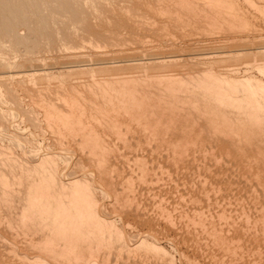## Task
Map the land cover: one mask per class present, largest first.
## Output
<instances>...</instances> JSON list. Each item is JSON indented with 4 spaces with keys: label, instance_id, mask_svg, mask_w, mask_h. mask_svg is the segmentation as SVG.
<instances>
[{
    "label": "rangeland",
    "instance_id": "rangeland-1",
    "mask_svg": "<svg viewBox=\"0 0 264 264\" xmlns=\"http://www.w3.org/2000/svg\"><path fill=\"white\" fill-rule=\"evenodd\" d=\"M42 175L99 218L70 254ZM65 263L264 264V0H0V264Z\"/></svg>",
    "mask_w": 264,
    "mask_h": 264
},
{
    "label": "bare ground",
    "instance_id": "bare-ground-1",
    "mask_svg": "<svg viewBox=\"0 0 264 264\" xmlns=\"http://www.w3.org/2000/svg\"><path fill=\"white\" fill-rule=\"evenodd\" d=\"M102 98H103V101L106 103V104H108V107L109 106H111L110 108H114V103L115 102H118L119 104H122V103H124V101H137V98L135 97V95L134 94H131V96H128L127 94H126V91H124V90H121V89H116V88H113L112 89V96H111V93H109V92H107V93H103L102 94ZM140 107L138 106V109H139ZM106 109H107V107H106ZM252 110H254V111H257L256 109H252ZM78 117H79V115H77ZM97 116V115H96ZM96 118H98V117H96ZM99 118H100V116H99ZM79 120H81V119H72V118H65V119H62V122L63 123H66V122H70L71 124L73 123L74 124V121H77L76 122V124L77 123H79V124H82L83 123V121L80 123L79 122ZM99 120V119H98ZM100 120H102V119H100ZM99 122V121H98ZM79 124H77V125H79ZM84 124V123H83ZM82 124V125H83ZM85 124H86V122H85ZM70 125V124H69ZM87 125V124H86ZM68 126V125H67ZM72 126V128H70V130L71 129H73V127H75V126H73V125H71ZM84 126V125H83ZM79 127H80V125H79ZM82 127V126H81ZM85 127V126H84ZM83 127V128H84ZM76 128V127H75ZM74 128V129H75ZM78 128V127H77ZM82 128V129H83ZM89 130V129H88ZM90 131V130H89ZM88 131V132H89ZM90 133H91V131H90ZM45 150V149H44ZM42 152V151H41ZM40 153V152H39ZM46 153V152H45ZM51 154H52V152H50ZM103 153H105L104 151H102V152H100L99 153V157L103 160ZM41 155H42V153H40ZM40 154H38V155H40ZM48 154V153H47ZM48 156V155H47ZM49 156H51V155H49ZM48 156V157H49ZM53 156V155H52ZM39 157H41V156H39ZM43 157V156H42ZM42 157H41V159H42ZM45 157V159H46V156H44ZM54 157V156H53ZM105 157V156H104ZM51 159H55V157L54 158H51ZM40 160V159H39ZM49 160V159H48ZM101 162V161H100ZM99 162V163H100ZM53 164H54V162H53ZM52 164V165H53ZM101 164V163H100ZM53 167H54V165H53ZM56 167V166H55ZM54 167V168H55ZM39 168H41V167H39ZM53 168V169H54ZM36 169V168H35ZM38 169V168H37ZM43 171H45L44 170V168L42 169ZM34 172V171H33ZM32 172V173H33ZM42 172V171H41ZM54 172H56V171H54ZM43 173V172H42ZM37 174V173H36ZM48 174V173H47ZM53 174H55V173H53ZM52 174V175H53ZM31 175V174H30ZM40 175V174H39ZM43 175L45 176V174L43 173ZM43 175H42V179H43ZM47 176V175H46ZM51 176V175H50ZM55 176V175H54ZM35 177H36V175H35ZM33 178H34V176H33ZM36 178H39V177H36ZM53 180H52V179ZM65 179V178H64ZM68 179V178H67ZM71 179V178H70ZM33 180H36L35 178L33 179ZM32 180V181H33ZM69 180V179H68ZM36 181H38L37 183H35V184H31L32 186L30 187L31 188V192L30 193H28L29 194V196H28V207L33 211L35 208H36V210H37V212H39V214L37 213L36 215L39 217H41V218H45L46 220L48 219V221L47 222H49V225L51 226V231H49L50 232V241L52 242H55L56 241V243L57 242H60L67 250V252L69 251V253L68 254H70L73 250H75V246H76V244L78 245V240H79V237L80 236H82V234H84L83 232H81V230H80V225L81 226H83L82 224L83 223H86V222H88V221H90V222H92V223H96V224H98V223H100V221H99V218H97L96 216H95V214L93 213V208H92V201H91V199L87 196V193H82L81 191H80V189H78L77 188V184H76V179H71V180H69V181H67L65 184H63V183H61V184H63V185H59L60 187H61V190H65V187H64V185H67V188L69 189L68 191H60V194L62 195V194H64V195H66V197L64 196V198H62V197H60V194H58L59 195V197H55V198H49V191H48V189L49 188H51L52 190L54 189V183H53V181L55 182L56 180H54V177L52 176V177H45V179H43L42 181H40L39 182V179L38 180H36ZM60 182H62V181H60ZM59 182V183H60ZM57 185V184H56ZM59 187V188H60ZM66 188V189H67ZM23 189H25V187L23 188ZM58 189V188H57ZM86 189V188H85ZM88 189V188H87ZM84 190V191H88V190ZM20 190V189H19ZM27 190H29L28 189V187H27ZM59 190V189H58ZM5 191V190H4ZM26 191V190H25ZM24 192V191H23ZM27 192V191H26ZM25 192V193H26ZM56 193H58V191L56 192ZM18 195V194H17ZM54 195H56V194H54ZM20 197V196H19ZM51 197V196H50ZM22 198V197H21ZM24 199H25V195H24ZM27 199V198H26ZM27 201V200H26ZM20 202V201H19ZM25 203V202H24ZM94 203V202H93ZM26 206V205H25ZM24 208H26V207H24ZM13 210V209H12ZM28 210V209H27ZM23 211V210H22ZM35 211V210H34ZM25 213V212H24ZM30 214V213H29ZM33 214H35V213H33ZM19 215V214H18ZM24 215V214H23ZM16 218H17V216H16ZM24 218V217H23ZM40 218V219H41ZM27 219V218H26ZM25 219V220H26ZM37 219V218H36ZM28 220V219H27ZM39 219H37V221H38ZM43 220V219H42ZM21 221H23V219H21ZM20 221V222H21ZM33 221H34V219H33ZM40 221V220H39ZM102 221V220H101ZM25 222V221H24ZM36 222V221H35ZM46 222V221H45ZM38 223H40V222H38ZM37 223V224H38ZM30 224H31V222H30ZM45 224V223H44ZM15 225V224H14ZM24 225V224H23ZM25 225L27 226V223L25 222ZM35 225V224H34ZM47 225V224H46ZM45 225V226H46ZM29 226H31V225H29ZM44 226V225H43ZM22 227V226H21ZM33 227V226H32ZM36 227V226H35ZM40 227V226H39ZM23 228V227H22ZM82 228V227H81ZM18 229V228H17ZM25 229V228H24ZM34 229L35 230H37V228H33V231H34ZM45 229V228H44ZM17 232H18V230H16ZM38 231V230H37ZM44 231V230H43ZM114 231V230H113ZM116 231V230H115ZM14 232V231H13ZM28 232V231H27ZM48 232V231H47ZM88 232V231H87ZM89 232H92V231H89ZM36 233H38L39 234V232H36ZM45 233H46V231H45ZM44 233V234H45ZM27 234V233H26ZM42 234V233H41ZM40 234V235H41ZM87 234V233H86ZM92 234V233H91ZM89 236L88 237H90V234H88ZM118 235V234H117ZM33 236V235H32ZM36 236V235H35ZM34 236V237H35ZM85 236V235H84ZM25 237V236H24ZM46 237V236H45ZM26 238V237H25ZM36 238H38V237H36ZM74 238L76 239V240H74ZM109 238V237H108ZM116 238V237H115ZM89 239V238H88ZM114 239V238H113ZM140 239V238H139ZM142 239V238H141ZM140 239V240H141ZM144 239V238H143ZM33 240H35V239H33ZM33 240H32V242H33ZM46 240V239H45ZM44 240V241H45ZM82 240V239H81ZM90 240V239H89ZM118 240V239H117ZM84 241H86V239L84 240ZM91 241V240H90ZM120 241V240H119ZM144 241V240H143ZM36 242V241H35ZM34 242V243H35ZM88 242V241H87ZM113 242V241H112ZM123 242V241H122ZM136 243H138L137 241H135ZM134 242V243H135ZM89 243V242H88ZM40 244V243H39ZM47 244V243H46ZM51 244V243H50ZM101 244V243H100ZM108 244V243H107ZM111 244V243H110ZM131 244H133V243H131ZM21 245V244H20ZM34 245V244H33ZM49 245V244H48ZM53 245V244H52ZM56 245V244H55ZM126 245V244H125ZM139 245H142V244H139ZM90 246V245H89ZM88 246V247H89ZM95 246V245H94ZM128 246V245H127ZM131 246H133V245H131ZM41 247V246H40ZM47 247V246H46ZM60 247V246H59ZM58 247V248H59ZM77 247V246H76ZM97 248H98V245L96 246ZM95 247V248H96ZM110 247V246H109ZM123 247V246H122ZM35 248V247H34ZM38 248V247H37ZM44 249H45V247H43ZM48 248V247H47ZM46 248V249H47ZM53 248V247H52ZM51 248V249H52ZM55 248H56V246L54 247V250H55ZM117 248V247H116ZM124 248V247H123ZM88 249V248H87ZM129 249H131V247L129 248ZM53 250V251H54ZM61 250V249H60ZM71 250V251H70ZM12 251V250H11ZM44 251V250H43ZM59 250H57V252H58ZM61 251H63V250H61ZM61 251H59V254H60V252ZM65 251V252H66ZM76 251V250H75ZM88 250H86V252H87ZM49 252V251H48ZM47 252V253H48ZM55 252H56V250L54 251V254H55ZM74 252V251H73ZM38 253V252H37ZM64 253V252H63ZM90 253H91V250H90ZM90 253H88V254H90ZM84 254H85V252H84ZM87 254V256L89 257V255ZM94 255H95V253H93ZM117 254V253H116ZM122 254V253H121ZM64 255H65V253H64ZM51 256H52V254H51ZM68 256H71V255H68ZM67 255H66V257L67 258H69ZM73 256V255H72ZM92 256V255H91ZM90 256V257H91ZM118 257V256H117ZM75 258V257H74ZM28 259V258H27ZM49 259V258H48ZM70 259V258H69ZM76 259H77V257H76ZM82 259H83V257H82ZM88 260H91L90 258L88 259ZM56 261V260H55ZM62 261V260H61ZM72 261V260H71ZM85 261V260H84ZM92 261V260H91ZM64 261H62V263H63ZM80 262V261H79ZM94 262H95V260H94ZM39 263V262H38ZM51 263V262H50ZM71 263V262H70ZM70 263H68V264H70ZM89 263H90V261H89ZM88 263V264H89ZM96 263V262H95ZM66 264V263H65Z\"/></svg>",
    "mask_w": 264,
    "mask_h": 264
}]
</instances>
